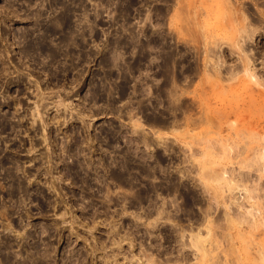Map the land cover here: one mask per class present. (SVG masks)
Here are the masks:
<instances>
[{
	"label": "rangeland",
	"instance_id": "obj_1",
	"mask_svg": "<svg viewBox=\"0 0 264 264\" xmlns=\"http://www.w3.org/2000/svg\"><path fill=\"white\" fill-rule=\"evenodd\" d=\"M190 1L0 0V264H206L189 243L207 226L222 264H259L264 89L208 83L205 57L228 76L246 52ZM246 43L264 84V35ZM223 108L227 120H186ZM235 135L241 154L223 155ZM221 170L239 188L209 178Z\"/></svg>",
	"mask_w": 264,
	"mask_h": 264
},
{
	"label": "bare ground",
	"instance_id": "obj_2",
	"mask_svg": "<svg viewBox=\"0 0 264 264\" xmlns=\"http://www.w3.org/2000/svg\"><path fill=\"white\" fill-rule=\"evenodd\" d=\"M201 3H202V9L205 11V13H206V17L204 18V20H203V22L205 23V24H207V25H213L214 23H219V24H224L223 26H225V27H227L229 30H231V31H233V30H235L236 32H238V34H239V40H238V42H236V44H237V46H232V47H236L238 50H239V52H243V50H245V54H244V56H243V53H242V57H243V59H241V64L239 65V67H240V70H239V68H237L238 70H239V72L242 74V76L243 77H238V75L240 74L239 72L237 73V71L235 72V69L233 68V67H231V68H233L232 70L230 69V71L229 72H227V75L228 76H226V75H222L221 74V72L224 70H222L221 72H219L221 69H219V68H221L222 66H223V64H224V60H223V58H222V56L221 55H217L216 53H215V55L213 56V59H207L208 57H205V59H204V64H203V76L206 78V79H209V78H212V81H209L208 83H210V85L214 88V86H216V87H221V83H222V81L223 82H225V80H227V81H235V80H238L239 82H241V83H243V84H246V83H251V84H253V85H255V86H259V87H262V89H264L263 87H264V84H262V83H260V79H259V76L257 75V70L255 71V68H253L252 66V59L250 58V56H251V54H249V53H247V52H249L248 50L249 49H244V47H245V45H247V40H252L253 39V37L255 36V35H264V33L263 32H260L257 28L258 27H252L253 25L252 24H254V23H258L259 25L260 24H262L263 23V25H264V0H250V2L248 3V6L246 7V8H243V9H240V8H237V7H235L234 6V4H235V0H211V1H213V3H214V5L213 4H210V5H207V3L204 1V0H199ZM258 1L260 2V4H258L260 7L262 6L263 7V9L261 10V9H259V8H257V3H258ZM191 2V5H190V7H192V9H193V13H194V17H196V13H197V9H199L198 7H197V2H198V0H191L190 1ZM247 3V2H246ZM241 4V3H240ZM243 6V5H242ZM191 9V10H192ZM213 10L214 11H216V12H219L220 14L218 15V16H213L214 14L212 13L213 12ZM242 10V13L240 12ZM199 11H202L201 9L199 10ZM198 11V12H199ZM237 12H239V14L240 15H236V13ZM243 12H245V14H243ZM192 13V14H193ZM202 13H204L203 11H202ZM200 15V14H199ZM203 15V14H202ZM201 16V15H200ZM204 16V15H203ZM201 18V17H200ZM203 18V17H202ZM237 20H238V26H235L237 23ZM193 21H195V18H193ZM197 21V20H196ZM198 22V21H197ZM202 22V23H203ZM198 23H200V22H198ZM236 23V24H235ZM252 25V26H251ZM215 26V25H214ZM212 27V26H211ZM262 27V26H261ZM264 27V26H263ZM262 27V28H263ZM223 30V29H222ZM235 32V33H236ZM237 34V35H238ZM210 35V34H209ZM237 35H236V37H237ZM212 36V35H211ZM256 38V37H255ZM255 41H256V39H255ZM244 43H245V45H244ZM232 45V44H231ZM243 46V47H242ZM207 48H209V47H207ZM246 48H248L247 46H246ZM210 49V48H209ZM209 49H206V50H209ZM213 49V48H212ZM211 50V49H210ZM209 50V51H210ZM247 50V51H246ZM214 51V50H213ZM212 54H214V52L212 53ZM255 55V54H254ZM207 56V55H206ZM214 64L216 65V66H218L217 67V69L214 67ZM236 66H237V64H235ZM235 65H233V66H235ZM264 66V65H263ZM228 67V66H227ZM236 68V67H235ZM198 69V68H197ZM264 69V68H263ZM225 70H226V68H225ZM229 70V69H228ZM196 71V70H195ZM200 71V70H199ZM192 72V71H191ZM202 72V71H201ZM229 73V74H228ZM192 74H194V73H192ZM226 76V77H225ZM264 83V82H263ZM174 88H175V86H174ZM176 89V88H175ZM174 92H176L175 90H173ZM181 91V90H180ZM261 91V93H264V91H262V90H260ZM177 93V92H176ZM195 93V92H194ZM181 94H182V91H181ZM183 95V94H182ZM186 95H187V93H186ZM181 96V95H180ZM200 96V95H199ZM199 96L197 95V94H193V95H191V98H192V100L195 102V100H200L199 99ZM202 96V95H201ZM176 99V101L178 102L179 101V96L178 97H175ZM186 100V99H185ZM205 100V99H204ZM201 101H202V99H201ZM181 102V101H180ZM182 103H183V101H182ZM185 103V102H184ZM183 103V104H184ZM178 104V103H177ZM189 104V103H188ZM199 104H201V103H199ZM182 106V105H181ZM180 106V107H181ZM185 107H187V106H185ZM201 107V106H200ZM202 108H203V106H202ZM204 109V108H203ZM228 111H226L225 112V110H224V108L223 109H220V110H217V111H208L207 112V116L206 117H203L204 119H202V117H201V119L198 117V119L196 118V119H191V118H189V119H187L186 118V120H214V119H217V120H222V119H225V120H227V118H228V116H229V113H227ZM230 112V111H229ZM234 113V112H233ZM206 114V113H205ZM231 116L233 115V119L235 118L234 116H236L237 117V114L235 115V113L234 114H232V111H231ZM203 115V114H202ZM201 115V116H202ZM229 119H230V117H229ZM237 119V118H236ZM236 119H234V120H236ZM155 120V119H154ZM159 121V120H158ZM138 122H140L139 120H138ZM193 123V122H192ZM246 128V127H245ZM255 129V128H254ZM250 130H251V128H250ZM253 130V129H252ZM254 132V131H253ZM248 133V132H247ZM246 133V134H247ZM252 133V131L250 132V134ZM245 134V135H246ZM244 136V135H243ZM251 136H252V134H251ZM248 137V136H247ZM246 137H244V139H245ZM247 139H250V137L249 138H247ZM254 139V138H253ZM142 143H144V145L145 146H149L148 144H150L151 145V141L152 140H150L149 138H147L146 136H142ZM240 141V138L238 137V135H235V137H234V140H232V139H230V138H228L227 139V143H223V144H221L220 145V147H221V151H222V154L223 155H225V153L227 154H229L231 151H233V155H234V157L236 158V156L238 157L240 154H241V152L239 151V149H238V143H239V141ZM249 141V140H248ZM253 141V140H252ZM241 142V141H240ZM240 144V143H239ZM214 146V143H212V142H208L207 144H206V146H205V151L202 153V157H211L212 159L210 160V164H214L215 163V160H214V158L217 156L216 155V153H213L212 154V152H209L210 150L212 151V147ZM259 148V147H258ZM238 149V150H237ZM260 151V150H259ZM258 151V153H255L254 154V156H256L257 157V160H261V159H264V147H263V149L259 152ZM208 152V153H207ZM254 153V152H253ZM212 155V156H211ZM256 159V158H255ZM205 160V159H204ZM217 161V160H216ZM205 162H206V160H205ZM204 161H203V163H202V166H203V164L205 163ZM240 162H242V161H240ZM207 163V162H206ZM246 164H247V162H245ZM200 164H201V162H200ZM248 165H250V164H248ZM246 166V165H245ZM250 167H251V165H250ZM247 168H249V167H247ZM260 171L261 172H264V164L262 165L261 164V167H260ZM210 176V177H209ZM209 178H211V180L212 181H214V182H216V183H221V182H226L230 187H228V190H233V189H235V188H239L237 185H235V184H233L232 183V180H231V178H229V175L228 176H226V170H221L220 172H217V173H215V172H213V173H210L209 174ZM177 189L176 188H174V187H172V186H168L167 188H166V191H167V193H171V192H175ZM164 203V202H163ZM165 204V203H164ZM161 205H163V204H161ZM162 207V206H161ZM160 207V208H161ZM163 207H164V205H163ZM162 207V208H163ZM166 209V208H165ZM165 209L163 208V209H156L157 210V214H159V215H161L162 213H164V212H166L165 211ZM249 214H251L250 213V211H249ZM226 216H227V218L226 219H228L230 222L232 221V223H237L238 224V222L241 224V223H243L244 221H242V220H240V219H243V218H239V219H237V218H234V219H231L230 217H231V215H229V217H228V213L226 214ZM228 221V222H229ZM234 225V224H233ZM249 225L250 224H248V226L247 227H249ZM236 227V226H235ZM255 227L256 226H250V229H251V231L250 232H252V230H254L255 229ZM207 228V231H206V233H205V235H202L200 232H197L195 235H193V236H191L190 237V243H189V248L191 247L193 250H194V253H192V255L193 254H195L196 256V258L198 259H200V260H196V262H198V261H201V263L203 262V261H205L204 259H206V260H208V262L207 263H209V261H210V263L209 264H222L221 263V261H220V257L218 256V255H216L218 252V249H217V253L216 254H213L212 253V250L210 251V249L209 248H207L208 246H207V244H208V238H209V236H210V234H209V232H210V229H209V227L207 226L206 227ZM231 228H233V227H231ZM236 229V228H235ZM242 232V231H241ZM241 232H239V233H241ZM211 233V232H210ZM244 234V233H243ZM246 234V233H245ZM251 235H252V233H250ZM237 235H239V234H237ZM235 236V235H234ZM243 236H245V235H240V236H238V238L240 237V239H241V237L243 238ZM213 237V236H212ZM248 238V237H247ZM212 239V238H211ZM228 240H229V238H228ZM227 241V240H226ZM244 241H246L247 242V240H246V237H245V240L243 239L241 242H244ZM230 242V241H229ZM228 242V243H229ZM232 242H233V240H232ZM231 242V243H232ZM249 242V241H248ZM210 243H212V242H209V244ZM206 244V245H205ZM247 244V243H246ZM244 245V244H243ZM213 246H214V243H213ZM217 245H215V247H216ZM219 246V245H218ZM250 247V246H249ZM190 248V249H191ZM214 248V247H213ZM219 248V247H218ZM251 248V247H250ZM209 249V250H208ZM252 249V248H251ZM192 250V251H193ZM213 250H215V249H213ZM220 251V250H219ZM234 251V250H233ZM232 251V252H233ZM227 252V251H226ZM225 252V253H226ZM144 253V252H143ZM223 253V252H222ZM232 254V253H231ZM149 255V254H148ZM147 255V256H148ZM227 255H228V252H227ZM226 255V256H227ZM230 255V254H229ZM233 255H235L234 253H233ZM146 256V257H147ZM224 256V255H223ZM260 256V257H259ZM185 257V256H184ZM194 257V258H195ZM223 258V257H222ZM257 258V257H256ZM258 258H259V262L256 260V259H254V260H256L259 264H262V262H264V250L263 251H260V255H259V252H258ZM131 260V259H130ZM147 264H153L154 262L151 260V257L150 256H148L147 257ZM203 260V261H202ZM227 260V259H226ZM230 260V259H229ZM228 260V261H229ZM225 261V260H224ZM232 261V260H231ZM231 261H230V264H231ZM234 262H232L233 264L235 263V264H240L241 262V259H240V256H239V254H237V256L234 258V260H233ZM206 262V261H205ZM206 263V264H207ZM155 264V263H154ZM157 264V263H156ZM203 264V263H202ZM225 264H228L226 261H225ZM256 264V263H255Z\"/></svg>",
	"mask_w": 264,
	"mask_h": 264
}]
</instances>
